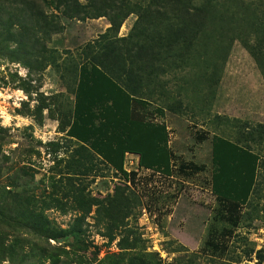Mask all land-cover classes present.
Returning a JSON list of instances; mask_svg holds the SVG:
<instances>
[{"label": "rangeland", "instance_id": "374dc122", "mask_svg": "<svg viewBox=\"0 0 264 264\" xmlns=\"http://www.w3.org/2000/svg\"><path fill=\"white\" fill-rule=\"evenodd\" d=\"M230 1L232 12L239 14ZM135 18L129 15L114 38L126 35ZM61 21L63 31L46 44L57 50L59 67H26L0 54V206L9 217V225H0V249H6L1 255L13 252L0 264H36L38 258L48 263L53 254L66 264H131L132 255H137L135 264H168L180 256L184 262L194 259L188 264H208L205 254L217 257L218 264H259L244 251L264 247L262 173L228 251L204 246L209 232L219 237L226 226L210 188L211 136L242 140L241 126L249 125L241 143L258 152L264 164V131L258 127L264 124V81L241 42L231 44L211 93L189 83L177 95L175 82L168 83L182 102L178 113L165 110L164 117L171 133L172 173L139 168L133 185L65 134L74 104L73 60H80L86 44L102 42L109 21L105 16ZM152 100L150 109L165 101L161 96ZM151 118L159 119L156 114ZM199 132L207 138L198 141ZM190 161L205 169L178 170Z\"/></svg>", "mask_w": 264, "mask_h": 264}, {"label": "trees", "instance_id": "16d2710c", "mask_svg": "<svg viewBox=\"0 0 264 264\" xmlns=\"http://www.w3.org/2000/svg\"><path fill=\"white\" fill-rule=\"evenodd\" d=\"M234 2L239 14L232 12L230 0H0V54L26 67L49 63L59 67L57 50H49L46 44L53 34L63 31L61 17L85 20L105 16L109 26L100 35L102 42L86 44L80 60H73L74 104L65 134L87 146L134 185L136 173L123 167L125 152L137 154L141 167L165 176L172 173L174 154L164 117L165 110L178 113L182 102L167 88L168 83L175 82L177 95L189 83L206 86L211 93L234 40L250 54L264 81V0ZM131 14L136 18L127 34L114 38ZM164 75L171 77L164 80ZM157 96L164 98V104L150 109L152 98ZM155 114L158 120H152ZM241 127L242 140L215 134L210 140V188L222 205L220 216L226 226L219 237L209 232L204 246L217 253H226L231 238L239 236L236 230L245 209L252 206L259 173L264 180L259 153L241 143L246 142L244 137L252 127ZM258 127L264 131V124ZM195 138L200 141L207 136L199 132ZM204 169V164L191 161L178 166L179 171L189 173ZM3 224L9 225V217L0 206ZM59 237L47 236L56 241ZM5 250L0 249V259L12 258L13 252L1 255ZM42 254L45 252L39 256ZM244 254L259 264L264 262V247H251ZM191 255L200 252L192 251ZM205 255L208 264H218L217 257ZM136 256H130L131 264L136 263ZM49 259L46 263L38 258L36 264L67 263L55 254ZM193 260L187 259L189 263ZM187 261L180 256L168 264Z\"/></svg>", "mask_w": 264, "mask_h": 264}, {"label": "built area", "instance_id": "2783aa9c", "mask_svg": "<svg viewBox=\"0 0 264 264\" xmlns=\"http://www.w3.org/2000/svg\"><path fill=\"white\" fill-rule=\"evenodd\" d=\"M155 120H157V119H155ZM167 128L170 130L169 126H167ZM169 136H171V133L170 132H169ZM123 167H124V170L126 172L134 171L135 173L137 172V170L139 168L140 169H144V167H141L138 164V155L137 154H134V153H131V152H125L124 165H123ZM145 169L147 170L148 168H145ZM143 216H145V219L146 220L148 219V213H146L145 210L143 211Z\"/></svg>", "mask_w": 264, "mask_h": 264}]
</instances>
